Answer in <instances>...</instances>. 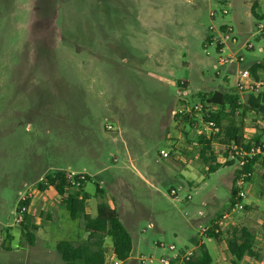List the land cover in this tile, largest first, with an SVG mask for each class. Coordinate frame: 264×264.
I'll return each mask as SVG.
<instances>
[{
	"label": "rangeland",
	"instance_id": "374dc122",
	"mask_svg": "<svg viewBox=\"0 0 264 264\" xmlns=\"http://www.w3.org/2000/svg\"><path fill=\"white\" fill-rule=\"evenodd\" d=\"M255 2L262 18L252 11ZM258 22L264 0H0V264H67L57 241L87 237L83 218L70 216L56 190L38 188L59 168L90 176L88 212L95 214L99 201L118 209L134 240L126 264H160L173 253L169 244L195 252L201 242L217 254L216 264H232L225 240L215 251L218 241L205 229L229 207L239 166L208 172L200 148L214 133L203 113L191 122L174 111L215 89L235 91L233 71L219 63L233 51L264 81ZM211 25L231 26L238 42L221 52ZM234 122L245 141L264 140L255 111L237 113ZM212 145L210 162L224 163L226 146L218 138ZM262 173L257 163L245 184L248 208L223 227V237L234 226L254 233L249 264H264ZM30 187L34 242L15 223L18 199ZM106 248L107 264H116L109 237Z\"/></svg>",
	"mask_w": 264,
	"mask_h": 264
},
{
	"label": "trees",
	"instance_id": "16d2710c",
	"mask_svg": "<svg viewBox=\"0 0 264 264\" xmlns=\"http://www.w3.org/2000/svg\"><path fill=\"white\" fill-rule=\"evenodd\" d=\"M257 2L252 5L253 13L262 18L257 12ZM212 36L209 40H212ZM179 85L186 87V84L179 81ZM201 102L204 106L201 110L203 113L204 122L215 120L219 126L211 137H204L203 144L200 148V157L205 163L209 164V171L217 170L223 164L235 163L233 158H229L232 145L240 146L241 144L248 147L252 142L264 141L260 135H255L251 140L245 141L241 132V126L234 122V116L242 112V115L247 111H255L264 119V90L258 94H248L242 100L239 93L235 91H222L215 89L201 96ZM195 113H176L177 118L184 121L195 122ZM229 118L227 123L224 119ZM214 138H218L226 146V160L222 162H210L212 159V142ZM259 163L263 167L262 176L264 178V155L254 156L244 165V171L247 173V180L253 176L254 167ZM240 172L238 171L235 175ZM66 170L63 168L56 169L43 176L39 182L38 188L44 190L48 185L52 186L59 194L62 203L68 209L70 216L73 219L83 218V227L87 232V237L82 241H74L70 239H60L56 243V249L60 253L62 259L67 264H107V248L106 238L109 237L112 242V251L115 260L118 264H126L134 247V240L131 231L127 228L121 219L118 209L105 201H99L96 207V213L92 214L87 211L86 201L90 195L85 192V183L80 189H72L66 178ZM87 179L90 176L87 174ZM97 193L103 194L104 190L97 186ZM237 188L234 183L231 187L230 205L236 200ZM32 201L31 196L27 198L26 204ZM228 207V208H229ZM227 208V209H228ZM248 206H245V209ZM226 210V209H225ZM222 210L218 213V217L222 214ZM33 214L28 211L25 213L24 220L20 223L22 233L31 242H34L36 236L33 229H38V226L33 222ZM217 217V218H218ZM208 237H213L216 240H225L227 248L233 256L234 264H244L243 260L246 256H255L257 253L254 250L255 236L254 233L245 225L234 226L227 230V236L223 237V229L217 230V225L205 229ZM184 249V248H183ZM38 264V263H34ZM184 264H213V256L205 242H201L195 248L194 255L190 259H186Z\"/></svg>",
	"mask_w": 264,
	"mask_h": 264
},
{
	"label": "built area",
	"instance_id": "2783aa9c",
	"mask_svg": "<svg viewBox=\"0 0 264 264\" xmlns=\"http://www.w3.org/2000/svg\"><path fill=\"white\" fill-rule=\"evenodd\" d=\"M228 10L224 9V13H227ZM215 13L212 11L211 16H214ZM258 30L260 32V36L264 35V23H257ZM211 31L219 34L218 48L222 52L225 45L228 41L232 43H237L238 38L233 35V28L229 25H222L220 28H217L215 25L210 26ZM214 40V35L212 36ZM248 48H253L251 44L247 45ZM245 58L243 55H238L234 51L227 55V57L220 56L219 63L220 65L228 66V72L233 71L234 76L236 77L235 81V92L239 93L241 98L244 94H258L264 90V81L258 77L256 72V67H249L242 65ZM232 69V70H231ZM188 90H184L183 92H187ZM242 100H244L242 98ZM204 106L203 102H197L192 105L184 104L179 107L174 113H193L197 111H201ZM111 128V125L108 126ZM206 129L210 133H215L219 130V126L215 120H210L205 125ZM230 152L231 158L235 160V162L239 166L240 172L235 175L234 178V186L237 188L236 192V200L234 204H232L228 209L222 212V214L215 221L218 229H223L227 225L228 220L237 212L244 210L246 206L245 199L247 198L248 192L245 189V184L247 181V173L243 170L244 165L249 161L250 158L254 156L264 155V141L261 142H252L248 147L244 145H232V149ZM159 155L161 158H168L170 156V151L166 148H161L159 151ZM66 170V169H65ZM66 178L70 184L72 189H80L85 182L88 181L87 173L80 171H71L66 170ZM32 193H34L33 187L28 188L24 191L23 194L18 199L17 209H16V218L15 223H21L24 220L25 213L30 211V204H26V200L31 196L33 198ZM171 194L174 196H178V191L174 188L171 189ZM188 198L191 196L188 195ZM160 246L163 244L159 243ZM168 249L173 252L171 255H163L160 257V264H184L186 259H190L194 255V249L190 248H177L174 243L168 245ZM149 259V258H148ZM142 263L147 262L146 257H142ZM150 261L153 259L150 258ZM115 263L118 264L119 261L115 260Z\"/></svg>",
	"mask_w": 264,
	"mask_h": 264
},
{
	"label": "crops",
	"instance_id": "0c3cea01",
	"mask_svg": "<svg viewBox=\"0 0 264 264\" xmlns=\"http://www.w3.org/2000/svg\"><path fill=\"white\" fill-rule=\"evenodd\" d=\"M232 184H233V178H232V183H231V187H232ZM41 191V190H40ZM43 191V190H42ZM43 192H45V191H43ZM46 196H47V193H46ZM49 202V203H48ZM32 203H33V199H32V201H31V203H30V212H31V206H32ZM43 203H48L47 205H50V201H45V202H43ZM221 212V211H220ZM8 235H10L9 233H8ZM218 242H217V246H216V248H215V251L218 249V248H221V250H224L223 249V247H220V245H219V242H221L222 240H217ZM228 251H229V249H228ZM229 253H230V255L232 256V254H231V252L229 251ZM212 254V253H211ZM213 256V255H212ZM216 256H217V254L215 253V257L213 256V264H216ZM247 257V256H246ZM243 262H244V264H249V263H247V262H245L244 260H243ZM231 263L232 264H234L233 263V256H232V258H231Z\"/></svg>",
	"mask_w": 264,
	"mask_h": 264
}]
</instances>
